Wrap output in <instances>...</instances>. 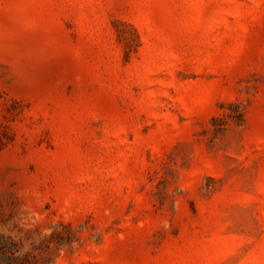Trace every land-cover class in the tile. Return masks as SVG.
<instances>
[{"label": "rangeland", "instance_id": "374dc122", "mask_svg": "<svg viewBox=\"0 0 264 264\" xmlns=\"http://www.w3.org/2000/svg\"><path fill=\"white\" fill-rule=\"evenodd\" d=\"M0 264H264V0H0Z\"/></svg>", "mask_w": 264, "mask_h": 264}]
</instances>
